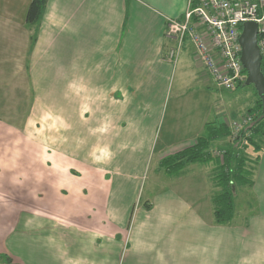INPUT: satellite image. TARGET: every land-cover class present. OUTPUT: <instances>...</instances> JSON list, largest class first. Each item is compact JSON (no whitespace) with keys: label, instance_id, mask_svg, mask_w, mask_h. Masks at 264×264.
I'll return each instance as SVG.
<instances>
[{"label":"crops","instance_id":"0c3cea01","mask_svg":"<svg viewBox=\"0 0 264 264\" xmlns=\"http://www.w3.org/2000/svg\"><path fill=\"white\" fill-rule=\"evenodd\" d=\"M31 1L0 0V252L15 264H264V144L238 185L250 186L246 216L235 202L226 224L193 186L220 157L163 166L209 123L231 131L219 107L215 121L187 114L199 131L175 138V108L160 143L170 91L182 98L186 73L202 68L191 41L169 57L167 21L189 0H47L37 26ZM229 135L209 148H235Z\"/></svg>","mask_w":264,"mask_h":264},{"label":"built area","instance_id":"2783aa9c","mask_svg":"<svg viewBox=\"0 0 264 264\" xmlns=\"http://www.w3.org/2000/svg\"><path fill=\"white\" fill-rule=\"evenodd\" d=\"M258 24V45L264 71V0H189L184 17L169 18L166 36L176 41L169 51L177 58L187 41L195 46L197 61L216 86L232 91L246 83L241 61L243 23ZM257 113H246L230 123L231 141L242 144L253 137ZM224 160V156H221Z\"/></svg>","mask_w":264,"mask_h":264},{"label":"rangeland","instance_id":"374dc122","mask_svg":"<svg viewBox=\"0 0 264 264\" xmlns=\"http://www.w3.org/2000/svg\"><path fill=\"white\" fill-rule=\"evenodd\" d=\"M181 62L182 59L179 62L178 67H180ZM193 63L194 65H196L195 64L196 62ZM179 69L180 68H178V70ZM205 72L206 71L203 67L199 68L198 70L193 67V70L192 72L189 73V75L188 73H186V75L188 76L186 77L187 84L184 85L185 93L183 94L182 98L181 95L179 96L178 91H176L175 89L172 92L170 91L167 101L165 103V109L162 118L163 120L160 125V128L158 129L159 136L161 139L160 143H162L166 134L169 133L168 129H170V127L172 126V121L174 118L173 116L175 114L174 113L175 108L176 110L182 111V117H179L178 114L176 116L177 119L179 118V121L176 120L178 122L177 126L175 125L176 129L172 130V135L175 138H177L178 136H183V135L185 136L189 133L193 135L194 133L199 131V125L197 126V124H194L193 128L189 130H188L189 127H184L183 121L186 120L187 114H188L187 119L193 120L195 121V123L198 121V119L203 120L204 117L207 119V114H209V118L212 121H215V119H218L219 117L217 116L218 112L215 109L219 107H223V109L226 110L224 117H227L226 121L231 123V121L234 120L231 118L233 114L237 115L239 112H245V114L250 113L248 111L254 109V106L256 104L258 105V96L256 94V89L254 85L242 84L241 86H239L238 88L232 91L222 90L216 86V84L213 82L212 77L209 74L200 78L201 75ZM175 81H176V77L174 79V82ZM188 81H190V83ZM176 85L178 86V84ZM174 88H176V86H174ZM251 113H256V112L253 111ZM227 138L228 137L226 136V139ZM229 138L231 140V135H229ZM251 139L252 137L248 139L247 143H250ZM255 141L256 142L250 144L244 143V146H242V144L235 143V146L237 147L236 149L238 150V154H240L241 157H243L244 154V156L248 159H251V157L252 158L256 157L257 154L256 152L260 150L259 149L260 147H263L264 135L258 136V139H256ZM224 145L222 146L219 145L220 148L218 147V145L215 146L213 145L214 148L211 147L207 153H209L210 156H213V158H217V157L221 158L222 155L225 158L227 150L223 148ZM248 146L251 147L249 151L247 150ZM212 160L215 161V159ZM154 164L150 166V168H148L147 170L146 178L148 179L146 180V182L144 181L145 183L143 182L144 184H142V190L139 193L137 205H139L140 203H144L147 198V194L149 191V184L151 183V178L154 175ZM219 166H221L220 163L218 164L217 169L215 170V167H213L212 169L211 166L209 165L207 169L204 170L206 173L204 177L208 179L205 182L203 181L202 185L197 183L198 180L195 181L196 184H193L195 188L200 187L198 191H200L202 194L200 195L202 196L201 199L205 203L210 202L213 210H214L213 199H215V196L218 193L224 190V188H222L220 185H217V181H216L217 180L216 176ZM234 168L236 170L237 167L234 166ZM227 171H229V169ZM254 172L256 173L257 171L254 170ZM255 173H253L252 178H254ZM192 175H191L192 176L191 179H194L193 177H197L195 176L197 175L195 171L192 172ZM238 185L239 184H235L237 190L235 191L234 196H235L237 210L241 211L240 217H243L246 216V213L244 212L247 210V206L251 203L250 201L252 199V196H251V191L249 190L250 186L241 187ZM1 215L3 217L4 213H1ZM8 258L12 259L11 256L0 252V264H9ZM17 264H23V263L18 262Z\"/></svg>","mask_w":264,"mask_h":264},{"label":"trees","instance_id":"16d2710c","mask_svg":"<svg viewBox=\"0 0 264 264\" xmlns=\"http://www.w3.org/2000/svg\"><path fill=\"white\" fill-rule=\"evenodd\" d=\"M47 0H32L29 6L26 22L30 26H37L41 20ZM245 84V83H242ZM241 86V85H240ZM257 94V91H256ZM258 96V94H257ZM256 112V123L252 127L254 135L250 143L256 142L258 136L264 135V113L263 103L258 96V105L248 112ZM230 131L226 125H218L216 123H209L207 127V135L197 139V144L173 157L165 160L163 166L167 169L176 168L177 171L181 170L186 163H193L199 161H208L212 156L209 155L211 142L221 136L229 135ZM247 143V144H250ZM244 146V145H242ZM239 147V146H238ZM232 148L227 150L226 156L221 166L217 171V185H220L224 190L215 196L214 201V216L218 224H226L230 222L235 215V184L248 185L251 181L252 168L248 166V158L243 154L241 157L238 150ZM261 148V147H260ZM259 148V149H260ZM244 151V149H243ZM236 166V170L234 168ZM229 169V171H227ZM173 171V169H171ZM9 264H12L10 258ZM7 262V263H8Z\"/></svg>","mask_w":264,"mask_h":264},{"label":"water","instance_id":"95a60500","mask_svg":"<svg viewBox=\"0 0 264 264\" xmlns=\"http://www.w3.org/2000/svg\"><path fill=\"white\" fill-rule=\"evenodd\" d=\"M242 46L241 61L247 70L246 85H254L263 103L264 113V71L262 55L258 45V24L254 21L243 23L240 35Z\"/></svg>","mask_w":264,"mask_h":264}]
</instances>
